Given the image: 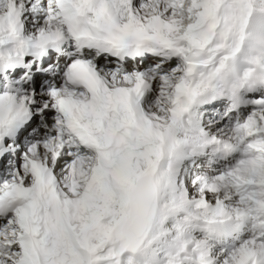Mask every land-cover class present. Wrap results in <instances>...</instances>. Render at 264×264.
Listing matches in <instances>:
<instances>
[{"label":"snow or ice","instance_id":"snow-or-ice-1","mask_svg":"<svg viewBox=\"0 0 264 264\" xmlns=\"http://www.w3.org/2000/svg\"><path fill=\"white\" fill-rule=\"evenodd\" d=\"M0 264H264V0H0Z\"/></svg>","mask_w":264,"mask_h":264}]
</instances>
